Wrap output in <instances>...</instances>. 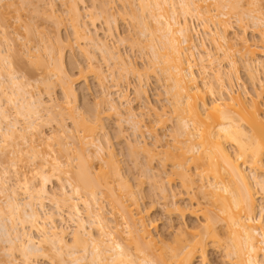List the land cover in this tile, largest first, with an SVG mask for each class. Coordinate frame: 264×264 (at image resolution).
Masks as SVG:
<instances>
[{"label":"bare ground","instance_id":"1","mask_svg":"<svg viewBox=\"0 0 264 264\" xmlns=\"http://www.w3.org/2000/svg\"><path fill=\"white\" fill-rule=\"evenodd\" d=\"M137 1L138 6L132 9V19L138 33L147 40L145 46L151 53L148 68L160 72L167 81L175 121L173 136L176 144L166 150L163 158L171 163V172L179 178L190 203L178 205L176 197L179 193L164 183H160V189L164 198H172L174 209L182 215L190 209L200 219L193 225L198 230L180 227L173 245H159L149 224L141 215L135 217L133 208L110 186L109 172H94L91 160L85 157L92 154L86 149L85 153L79 152L73 178L64 176L69 170L56 155L51 159L42 157L36 173L38 183L18 170L16 160L11 161L10 167L3 166L0 190L6 193V199L0 204V239H3L0 241L8 244V256L18 253L24 264H35L34 260L42 258L49 264H206L210 248L216 247H222L230 264H264V71L262 79L259 72L262 60L258 57L264 55V44L249 43L246 37L230 38V20L225 18L235 13L240 22L247 14L264 42V13L261 16L252 14L256 11L252 6L261 0H214L209 4H206L207 0ZM69 2L72 28L77 37L83 39L84 45L126 65L122 53L114 51L108 41L99 38L81 21L80 3L85 0ZM103 10H107L105 6ZM191 13L201 19L216 52L200 50L196 41L198 30L187 20ZM95 14L91 12L93 22ZM108 17L105 18L107 22L110 21ZM6 39L0 35V148H4L6 142L17 146V139L35 141L44 115L53 111L41 93H31L25 88L24 76L15 71L13 60L8 59L9 55L3 49ZM48 50L55 64L54 72L48 65L52 74L38 80L46 88L53 83L54 75L61 74L64 79H69L62 56L55 58L56 53L50 47ZM237 55L249 76L261 82L260 92L252 94L243 84L239 86L241 89H234L233 79L238 78ZM199 64L201 70L196 75L194 67ZM104 73L99 68L97 77L100 80L108 78ZM63 89L69 103L75 102V89L68 83H64ZM115 90L121 101L129 103L123 89ZM136 91L140 96L146 95L141 83ZM110 97L109 110L121 115V106ZM152 108L158 121L164 123L167 113L157 112L156 105ZM60 115L61 112H57L55 116ZM128 115V122L135 129L141 128L133 108H128ZM100 121L99 115L92 120L79 113L74 127L87 132L79 137L81 141L88 144L87 139L91 138L90 143H94ZM72 131L70 127L64 128L63 133L70 132L75 139ZM96 147L98 153L105 151L101 143ZM31 148L34 152L29 157L36 158L39 151L35 145ZM131 149L140 147L138 143L131 144ZM15 150L21 157L28 153ZM142 150L151 159L156 154L154 149L150 151L144 147ZM110 153L111 172L121 178L120 167ZM190 164L197 170L195 176L198 178L189 171ZM151 174L159 183L160 175L154 171ZM11 179L14 182L9 185ZM54 181L61 185V192L49 190V184ZM66 181L70 189L65 186ZM102 186L106 187L114 205L122 210L121 215L127 220V236L118 223L113 224L103 213L99 203ZM18 188H23L25 197H20ZM133 195L129 189L128 196ZM198 197L206 200L205 206L195 200ZM48 201L51 203L49 208ZM68 221L74 224L70 238L65 226Z\"/></svg>","mask_w":264,"mask_h":264},{"label":"rangeland","instance_id":"2","mask_svg":"<svg viewBox=\"0 0 264 264\" xmlns=\"http://www.w3.org/2000/svg\"><path fill=\"white\" fill-rule=\"evenodd\" d=\"M209 3H214V0H207L206 4ZM69 4V0H0V35L3 39L7 38V41H3V49L9 55L8 59L13 60L15 71L24 76L22 81L25 83V88L31 93H41L51 106L50 109L53 110L50 114L44 115V120L39 125L40 132L34 137L35 141L31 142L29 139L28 142H24L22 139H17L19 142L17 146L6 142L4 148H0V151H3V153L0 152V175L3 166L10 167L11 161L16 160L18 170L25 173L30 180L36 179L38 183L36 173L42 157L51 159L56 155L69 170V173L64 176L73 178L79 162V152L85 153L87 149L88 152H86L92 155L91 157L85 155V157L91 160L94 172L96 174L102 171L109 172L110 186H113L120 198L133 208L135 217L141 215L149 224V229L158 244L173 245L180 227L187 226L197 231L198 228H193V225L200 219L195 217L190 209L182 215L171 206L172 198H164L160 189V183H164L170 190L179 193L176 197L178 205L184 206L190 203L189 196L180 186L179 178L171 172L173 169L171 163L164 161L163 158L166 150L176 144L173 136L175 121L171 112L172 103L168 99L167 81L160 72L148 68L151 53L145 46L147 40L138 33L132 19V9L138 6V1L85 0L84 3H80L83 14L81 21L88 29L96 32L99 38L108 41L114 51L122 53L126 65L116 62L115 59H109L101 52L84 45L83 39L78 38L72 28ZM103 6L106 7V11L103 10ZM211 7H213L212 4ZM252 9L256 10L252 14L264 13V0L253 5ZM91 12H96L95 22L92 20ZM108 15L111 17L109 18ZM106 17L110 19L109 22L106 21ZM225 18L230 20L231 29L228 31L230 38L246 37L249 43L258 46L264 44L254 26L253 19L247 14L240 22L237 21L238 17L235 13H230ZM187 20L198 30L196 41L200 44V50L210 49L216 52L211 36L205 32L201 19L191 13L187 15ZM59 38H62V41ZM48 47L56 53L55 58L62 56L69 79H64L61 74L54 75L53 83L46 88L38 80L42 76L52 74L48 65L54 72L55 64L52 63ZM93 55L95 57H92ZM258 57L262 60L259 72L263 79L264 55L260 54ZM237 58L239 60L238 78L233 79L234 89H241L239 86L243 84L244 88L252 94L260 92L261 82L254 81L239 55ZM99 68L105 71L104 74L108 75V78L100 80L97 77ZM200 70V64L194 67L196 75H199ZM64 83H68L75 89L77 97L75 102L69 103L63 89ZM140 83L144 85L146 95H138L136 90ZM117 88L125 91L129 103L125 100L121 101L115 90ZM110 96L121 106V115L109 110ZM154 105L159 108L157 112L167 113V120L164 123L158 121L157 113L152 108ZM128 108H133L137 113L136 119L140 120L141 128L135 129L128 122ZM57 112H61V115L55 116ZM79 113L92 120L96 115L101 117L102 125L99 124L94 133L96 140L92 144L91 138L87 139L88 144L81 141L79 137L87 132L81 130V127H78V130L74 127V121L77 117L79 118ZM69 127L73 130L71 134L75 135V139L70 136V132L63 133L64 128ZM66 142L67 145L64 144ZM100 143L103 144L105 151L98 153L96 144ZM136 143L140 149L132 150L131 144ZM32 145H35V149L39 151L36 158L29 157L34 152ZM144 147L149 148L150 151L154 149L153 153L156 154L153 159L142 150ZM15 149L28 151V153H24L21 157L20 152H16ZM110 152L120 167L121 178L111 172L108 163L111 157L108 156ZM152 171L160 175L159 183L154 180ZM189 171L195 176L197 170L190 164ZM169 177L172 178L171 181L168 180ZM13 182L14 179H11L8 184ZM128 185L130 188H126ZM65 186L70 189L67 181ZM48 187L51 192H61V185L57 181L49 184ZM101 189L103 194H100L99 203L103 207V213L110 221H113V224L118 223L119 229L127 236L125 232L127 220L122 217V210L114 205L111 196L106 193V187L102 186ZM129 189L134 192L132 197L128 196ZM17 191L20 197H25L23 188H18ZM5 199L6 193L0 190V204ZM195 200L200 201L203 206L206 205V200L201 197ZM47 204L49 208L50 201ZM262 217L264 219V214ZM65 226L68 227L67 236L70 238L74 224L68 221ZM7 245L0 241V264H24L18 253H15V256L7 255ZM208 257L206 264H230V258L225 255L222 247L210 248ZM55 261L58 263L56 258ZM33 263L49 264L44 258L34 260Z\"/></svg>","mask_w":264,"mask_h":264}]
</instances>
